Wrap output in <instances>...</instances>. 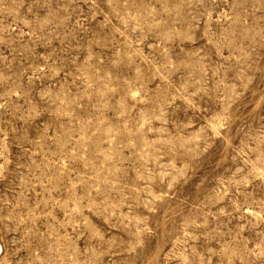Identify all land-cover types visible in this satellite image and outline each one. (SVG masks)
I'll return each mask as SVG.
<instances>
[{
	"label": "rangeland",
	"instance_id": "rangeland-1",
	"mask_svg": "<svg viewBox=\"0 0 264 264\" xmlns=\"http://www.w3.org/2000/svg\"><path fill=\"white\" fill-rule=\"evenodd\" d=\"M0 264H264V0H0Z\"/></svg>",
	"mask_w": 264,
	"mask_h": 264
}]
</instances>
